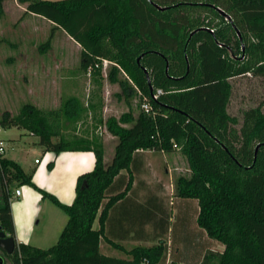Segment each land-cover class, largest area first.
<instances>
[{"label":"trees","instance_id":"obj_1","mask_svg":"<svg viewBox=\"0 0 264 264\" xmlns=\"http://www.w3.org/2000/svg\"><path fill=\"white\" fill-rule=\"evenodd\" d=\"M20 1L26 2L25 12L50 21L80 46L81 68L90 67L99 77L106 60L111 64L108 80L126 96L132 86L140 95L135 116L127 111L105 120L117 139L108 163L97 136L67 133L85 111L76 95L51 108L25 103L0 119L2 126L37 136L46 151H91L94 156L92 169L76 179L71 203L37 187L31 173L0 156L2 230L14 236L9 200L13 188L22 184L67 214L54 244L16 243L12 263L160 264L165 255L161 241L131 248L129 258L103 254L99 242L108 210L130 188L131 176L123 190L107 193L119 171L129 169L133 153L177 149L189 174L175 177L173 192L197 200L198 226L223 245L221 252L207 251L199 264H264V96L243 111L238 128L226 110L228 79L248 72L264 78V0ZM3 13L0 0V17ZM119 72L125 77H118ZM95 219L98 228H93Z\"/></svg>","mask_w":264,"mask_h":264},{"label":"rangeland","instance_id":"obj_2","mask_svg":"<svg viewBox=\"0 0 264 264\" xmlns=\"http://www.w3.org/2000/svg\"><path fill=\"white\" fill-rule=\"evenodd\" d=\"M25 5L26 2L20 0H3L4 13L0 17V119L15 114L25 103L51 108L59 105L67 95H76L84 104L85 111L67 133L97 136L105 147L103 161L108 163L117 139L106 129L105 120L108 117L118 119L127 111L135 116L139 109V92L132 86L133 91L126 96L117 83L110 82L107 73L111 64L107 61L101 62L99 77L81 68L80 46L61 29L52 28L50 21L25 12ZM246 40L247 43L249 37ZM117 75L125 77L121 72ZM228 81L230 95L226 110L237 119L234 127L238 128L243 111L262 101L264 78L248 72ZM0 139L4 148L1 156L17 158L25 171L32 174L31 179L37 187L53 193L62 202H68L72 188L67 177L74 164L66 157L73 154L62 152L51 169L47 165L46 151L37 143L38 137L27 130L0 124ZM179 174L188 175L189 171L173 173V189L174 179ZM18 188L22 192L20 200H26V210L22 208L19 215L23 213L28 218L17 239L42 248L51 246L56 242L67 214L49 198L42 197L36 188L28 184ZM32 193L41 198H33L36 196ZM10 201L16 213L17 198L11 197ZM192 203L196 207L197 200L192 198ZM165 211L170 219L164 227V238L169 242L175 241L177 211L176 206L169 203V197H166ZM4 257L5 264H12L7 256Z\"/></svg>","mask_w":264,"mask_h":264},{"label":"crops","instance_id":"obj_3","mask_svg":"<svg viewBox=\"0 0 264 264\" xmlns=\"http://www.w3.org/2000/svg\"><path fill=\"white\" fill-rule=\"evenodd\" d=\"M112 137L115 138L114 136ZM103 148L105 149L104 145ZM49 152L51 151H46L44 154L48 158V163H52L51 169H53L59 155L64 151L57 154ZM68 152L73 155H67L66 158L72 165L74 164L69 169L67 177L70 188H72L67 203H71L75 195L76 179L79 174L92 169L94 156L91 151ZM8 158L16 161L25 171L22 162L17 158ZM180 171H189V168L186 158L177 149L170 151L139 149L133 153L129 169H121L119 171L107 193L111 195L123 190L128 176H131L130 188L108 210L99 242V249L103 254L129 258L127 251L131 248L149 246L161 241L165 246V255L160 264H199L207 251L221 252L223 250L221 243L208 237L206 232L198 226L196 222L197 203L195 207V204L192 203V198H182L173 195L172 176L173 173ZM21 194V191L19 195H15L14 191L12 192L11 197L13 199L17 198L15 204L16 213L10 201L11 197L9 200L14 237L17 243L31 244L26 241H20L19 238L17 239L20 234L19 231L22 230V226L28 218V215L23 213L21 216L19 215V212H23L22 208L26 210V200L21 201L19 198ZM32 194L36 196L33 198H41L37 193ZM166 197H169V203L175 205L177 211V236L175 241L170 242L164 238V227L166 221L170 219L165 211ZM98 226V221L95 219L93 228H98Z\"/></svg>","mask_w":264,"mask_h":264},{"label":"water","instance_id":"obj_4","mask_svg":"<svg viewBox=\"0 0 264 264\" xmlns=\"http://www.w3.org/2000/svg\"><path fill=\"white\" fill-rule=\"evenodd\" d=\"M217 9L225 15L226 19H229V15L224 13L220 8L217 7ZM239 35V33H237ZM139 58H137V61ZM145 70V69H144ZM146 71V70H145ZM258 144L254 148V153H256V150L258 148ZM16 246L15 237L12 235L7 234L4 230L0 229V249H2L6 254H12L14 251V248ZM0 264H4V258L2 255H0Z\"/></svg>","mask_w":264,"mask_h":264},{"label":"built area","instance_id":"obj_5","mask_svg":"<svg viewBox=\"0 0 264 264\" xmlns=\"http://www.w3.org/2000/svg\"><path fill=\"white\" fill-rule=\"evenodd\" d=\"M104 61H106V60H104ZM87 71H88V72L91 71L90 67L87 69ZM159 92H160V90L157 89V90H156V93L153 94V97H156V95H157ZM141 107H142L144 110H148V108H149V106H148L147 103H142V104H141ZM3 152H4L3 141L0 139V156L3 154ZM35 161L37 162L38 160L35 159ZM19 192H20L19 188H15V189H14V194H15V195H19Z\"/></svg>","mask_w":264,"mask_h":264},{"label":"flooded vegetation","instance_id":"obj_6","mask_svg":"<svg viewBox=\"0 0 264 264\" xmlns=\"http://www.w3.org/2000/svg\"><path fill=\"white\" fill-rule=\"evenodd\" d=\"M0 229H2V228L0 227ZM0 255H2L3 258H5L4 256H7L10 259L11 263H12V260H11V257H10L12 254H6L2 249H0ZM4 264H5V260H4Z\"/></svg>","mask_w":264,"mask_h":264}]
</instances>
